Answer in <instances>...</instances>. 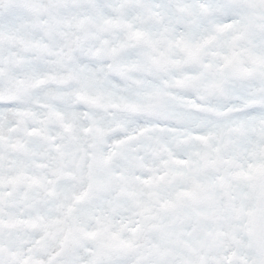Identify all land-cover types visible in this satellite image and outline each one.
<instances>
[{"label":"snow or ice","instance_id":"1","mask_svg":"<svg viewBox=\"0 0 264 264\" xmlns=\"http://www.w3.org/2000/svg\"><path fill=\"white\" fill-rule=\"evenodd\" d=\"M0 264H264V0H0Z\"/></svg>","mask_w":264,"mask_h":264}]
</instances>
